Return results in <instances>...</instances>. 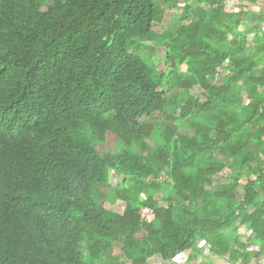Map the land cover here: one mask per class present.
Wrapping results in <instances>:
<instances>
[{"label": "trees", "instance_id": "16d2710c", "mask_svg": "<svg viewBox=\"0 0 264 264\" xmlns=\"http://www.w3.org/2000/svg\"><path fill=\"white\" fill-rule=\"evenodd\" d=\"M175 1L0 0V264L264 257V12Z\"/></svg>", "mask_w": 264, "mask_h": 264}, {"label": "rangeland", "instance_id": "374dc122", "mask_svg": "<svg viewBox=\"0 0 264 264\" xmlns=\"http://www.w3.org/2000/svg\"><path fill=\"white\" fill-rule=\"evenodd\" d=\"M183 1L184 0L175 1L174 5L178 4V3H182ZM177 10L178 9L173 8V9H168L167 11H165L163 22L166 21V25L161 24V26L158 29L159 30V32H158L159 34L163 35V33H165L166 31H170L171 30V25L174 24V19L178 15ZM157 51H158V54H160V55L164 54V48L162 46H160L157 49ZM185 69H186V66L183 64L181 66V70L185 71ZM191 93L195 95V94H198L199 91H198V89H193L191 91ZM156 123H158V122H156ZM156 133H157V131H156ZM117 180H118V178H117L116 174H114L112 172L111 178H110V181H111L112 185H115ZM112 210H114L115 212L121 211L120 210V204L115 205L114 207H112ZM242 242H243V240H242ZM196 248L200 251V253L198 254V259H197L198 262L195 263V264H199L201 262H205L207 259H209V257H208V247L202 241H198L197 242ZM186 258H187L186 256L181 254V255L177 256L175 258V260L177 262H185L184 259H186ZM210 259H211L210 260L211 264H228L225 260H222L220 258H210ZM148 262L150 264H161V261H160L159 258L154 260V261H148ZM96 264H114V263H109V261L106 260V254H105L103 256L102 262H100V263L97 262ZM251 264H264V257L260 256L258 258L253 259L251 261Z\"/></svg>", "mask_w": 264, "mask_h": 264}, {"label": "crops", "instance_id": "0c3cea01", "mask_svg": "<svg viewBox=\"0 0 264 264\" xmlns=\"http://www.w3.org/2000/svg\"><path fill=\"white\" fill-rule=\"evenodd\" d=\"M264 0H228L226 2V10L228 11H238L240 8L245 7L247 10L261 13L264 12ZM262 7V8H261Z\"/></svg>", "mask_w": 264, "mask_h": 264}]
</instances>
